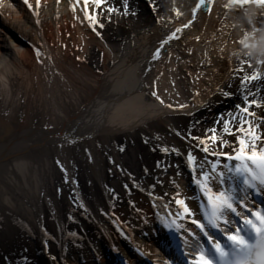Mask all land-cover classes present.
<instances>
[{
  "label": "bare ground",
  "instance_id": "obj_1",
  "mask_svg": "<svg viewBox=\"0 0 264 264\" xmlns=\"http://www.w3.org/2000/svg\"><path fill=\"white\" fill-rule=\"evenodd\" d=\"M30 3L33 4L32 9L23 0H4V6L0 7V97L9 105L19 101L18 90H13L16 80H25L33 67L39 65L42 69L41 60L49 61L46 67L56 69L64 77V73H68L67 67L73 70L77 66L74 61L72 64H65L66 66L61 63L62 58L71 52L68 50L69 46L80 42L84 48L100 39L98 31L85 18L83 0L79 4L76 0H41L39 6L36 5V0H30ZM108 6L118 11H108ZM87 11L98 13L103 24L114 20L124 25L127 19L134 18L142 21L149 18V21L131 32V37L118 53L108 48L103 40L105 37L102 38L99 46L101 50L108 52L104 55L105 59L110 63L114 61L110 71L102 76L94 73L90 78L76 68L83 82L90 81L93 84L92 87L89 85V89L94 94L79 114L70 116L63 122L61 129H55L48 123L47 129H43L41 126L28 127L27 124L19 126L15 119L10 120L11 125L4 120L0 121V208L5 209L0 211V225L4 221L12 223L15 219L27 220L24 221L25 224L34 222L36 231L39 232V220L43 224L45 219L41 197L45 195L46 188L44 189L43 181H40V168L32 165L31 157L39 160L38 155L43 154L45 145H51L57 139L59 143L66 137L71 143L85 142L87 138L97 142L102 135L131 132L153 120L169 116V120H162L168 130L164 132L167 138L158 140L156 146L168 158L160 159L162 164L173 157L181 162L179 175L176 174V167L166 166V173H157L164 184L152 183V186L156 185L153 188L148 182H141L142 178L137 182L133 179L132 191L127 192L132 195L131 192L135 190L136 194L132 196L136 197V201L132 196L127 201L131 200L133 207L135 205L132 213L139 212L136 213V219L144 224L141 225L145 227L144 230L133 232L122 218L124 213L111 210L108 213L110 217H115L112 220L116 224L108 223V226L122 235H127L131 230L129 237L123 243L124 239L121 240L120 235L103 229L108 237L105 236L107 239L104 244L97 248L91 245L83 253L76 252L77 258L72 260L77 261V264H125V261L127 264H165L169 260L182 262L184 258L180 250V235L170 231L166 225L175 221V224L190 227L193 231L197 229L191 225L190 219L176 217L177 206L172 197L185 199L197 219L201 218L206 204L200 190L192 183V174L186 164L188 153H192L197 161L204 156L200 145L192 141L191 137H200L201 133L206 134L207 131L210 135H204L201 139L210 137L213 133L209 129L212 128L216 129L218 137L224 135L219 122L230 118L236 112L235 105L241 103L243 90L239 87L240 80L235 81L231 73L237 72L242 63H245L244 74L260 71L264 75V65L255 59L259 57L256 46L264 38V11L256 5L238 7L232 0H212L207 8L200 5V0H127V7L123 0H106L101 9H96L90 0ZM36 12H39L40 23H36ZM177 12L180 14L177 15ZM189 23L190 26L185 28L184 25ZM177 28L182 29L176 33L178 39L173 38L164 44L163 41ZM241 40L253 47L245 48L240 43ZM65 47L67 51L63 52ZM37 49L41 55L37 54ZM157 50L160 51L159 57L155 56ZM249 51L253 52L252 56L246 54ZM54 54L60 58L64 56L57 62L53 58ZM249 64L252 65L251 68ZM81 66L86 65L81 62ZM42 76L38 79L45 82L46 77ZM251 84L253 92H257V88L261 89L256 96L259 100L264 96V81H252ZM72 87L70 89L73 91L74 86ZM154 90L164 101L163 104L150 94ZM225 92L233 95H223ZM39 100L37 97L34 99L35 102ZM169 104L172 108L167 107ZM179 105L185 107L181 109ZM221 107L228 112L232 110L233 113L223 117L222 113H218ZM21 108L24 109L23 105ZM254 110L257 115H261V109ZM61 112L59 107V113ZM178 119H182V122ZM220 129L222 131L219 135ZM154 138H158L157 135ZM223 138L228 140L227 136ZM231 139L234 140L232 136ZM208 146L211 151L218 144L209 142ZM165 148L169 150L167 154ZM173 149L178 150L181 155L176 156ZM223 150L230 151L227 147ZM143 173L148 174L147 171ZM146 177L148 176L144 179ZM105 179L101 178V182H105ZM171 179L175 189L167 183ZM161 196L163 199H158ZM255 199V207H260L261 198L257 196ZM11 206H15L14 213ZM24 213L29 216L26 217ZM53 215V221L61 222L57 227V239L61 241L54 246L59 253L67 255L68 248L65 244L68 240L64 233L67 224L56 210ZM175 224L172 225L173 228ZM78 229L79 225L77 229L73 228L74 231ZM45 237L47 233L41 234L40 239L44 241ZM189 251L190 255H194V252ZM32 254L36 257L35 251ZM32 264L39 263L34 260Z\"/></svg>",
  "mask_w": 264,
  "mask_h": 264
},
{
  "label": "rangeland",
  "instance_id": "obj_2",
  "mask_svg": "<svg viewBox=\"0 0 264 264\" xmlns=\"http://www.w3.org/2000/svg\"><path fill=\"white\" fill-rule=\"evenodd\" d=\"M120 19L122 20V18ZM139 20L136 18L127 19L124 25L114 20L107 21L104 24L105 27L94 29L98 31L100 38L95 44L91 43L83 48L84 45L76 40L77 45L72 43V47L69 46L68 48L72 53L70 52L66 57L62 55L63 58L61 56L63 60L61 63L66 66L65 64L68 63L69 65L74 61L77 64L76 68L82 70L90 78L95 74L102 76V74L110 71L114 61L110 63L108 59H105L104 55L108 52L101 50L99 42H102V38L105 37L106 39L103 40L108 44L106 46L118 53L123 48L125 41L131 37V32L140 29L149 21V18L145 21L140 20L139 22ZM13 26L15 25L13 24ZM24 34H22L23 37ZM64 51H67L66 47ZM53 58L57 62L61 60L56 54L53 55ZM255 59L259 61L260 57ZM41 62L43 64L42 69L39 65L33 67L31 73L26 79L24 78L25 80L18 76L20 79L16 80L13 88L14 92L18 90L16 91L19 97L18 103L14 102L9 105L5 99L0 97L1 122L4 120L5 123L11 125L10 120L15 119L20 124L19 126L27 124L28 127L41 126L43 129H47L48 123L55 129H61L64 121H67L70 116L79 114L84 104L89 102L94 94L93 91H90L89 85L92 87L93 84L90 81L83 82L76 68L71 70L67 67L68 73H64L63 77L56 69L46 67L49 61L41 60ZM81 62L86 66H81ZM241 67L245 68V63H242ZM40 75L46 77L45 82L39 81ZM231 75L235 81H239L240 79L237 77H242L244 73L232 72ZM72 86H74L73 91L70 89V87L73 88ZM36 97L38 100L40 99L38 102L34 101ZM22 105L23 110H21ZM59 107L62 109L61 113H59ZM231 112L232 110L228 112L223 107L218 111V113L223 114V117L226 114L231 115L233 113ZM162 120H169V116ZM162 120H153L131 132L121 131L107 136L102 135L97 142L87 138L85 142L71 143L70 139L69 141L66 140L68 138L66 137L58 143V139H53L55 142L44 146L43 154L38 155L39 160L32 156V165L36 168L39 166L40 181H43L44 189L46 188L45 195L41 197L45 219L43 224L39 220V232L36 231L34 222L33 224L28 222L25 224L24 221L27 220L16 221L14 217L15 220L12 223L4 221L1 224L0 264H32L34 260L39 264H77V261L72 260L77 258L76 252L83 253L89 250L88 247L91 245V247L97 248L104 244L108 237L103 229L118 233L108 226V223L109 225L116 224V221L112 220L115 217H110L111 210L115 213H124L122 218L133 232L139 231L138 229L143 231L145 227L141 225L144 226V224H140L141 222L136 219L138 216L136 213L139 212L133 214L132 210L135 205L133 207L131 200L127 201L128 197L131 198L132 195L136 194L135 190L131 192L132 195L127 194V192L132 191L130 189L134 186L132 180L137 182L141 181L140 178H142L141 182H148L151 186L152 183L164 184L165 182L161 181L162 178L157 176V173H166V166L170 168L176 165L181 166V162L177 161L175 157L163 164L160 162V159H168L160 151V147L156 146L158 140L167 138L164 132L168 130L165 127L166 123H163ZM178 121L181 123L182 119H178ZM221 131L222 129L219 130V135ZM205 133H201L200 138L204 135H210L208 131ZM156 135L158 138H154ZM227 138L231 143L235 142L231 136H227ZM158 162L159 166H157ZM144 171L150 175H145ZM145 176L148 177L144 179ZM101 178H106L105 182H101ZM167 183H170L169 187L175 189L172 179L171 182ZM1 196L2 194H0V198ZM132 198L136 201L135 196ZM14 208L15 206L12 207V210L10 209L13 213L15 212ZM4 210V208H0L1 212ZM55 210L60 218L64 217V223L67 224L64 232L68 240L65 244L68 248L67 255L59 253L60 251H57L55 247L61 241L57 239L59 237L57 236L59 233L57 227L61 222L56 221V223L55 220H52L55 216L53 215ZM24 214L26 217L29 216L27 213ZM78 225L79 229L74 231L73 228L77 229ZM42 232L45 235L47 233L44 241L40 239ZM129 232L127 235L117 234V236L120 235L121 240L124 239V243L127 236L129 237ZM146 244L149 245V242ZM32 251H35L36 257Z\"/></svg>",
  "mask_w": 264,
  "mask_h": 264
},
{
  "label": "snow or ice",
  "instance_id": "obj_3",
  "mask_svg": "<svg viewBox=\"0 0 264 264\" xmlns=\"http://www.w3.org/2000/svg\"><path fill=\"white\" fill-rule=\"evenodd\" d=\"M76 2L79 4L80 0ZM105 2L106 0H91L96 9H101ZM211 2L212 0L207 2L200 0V5L207 8ZM23 3L29 9L33 8L30 0H23ZM40 3L41 0H36L37 6ZM89 3L90 0H83L82 10L85 11V18L93 29L103 28L104 24L100 22L98 13L87 11ZM123 3L127 7V0H123ZM232 3L241 8L244 5H256L264 11V0H232ZM3 6L4 0H0V7ZM108 11L118 9L108 6ZM179 14L177 12V15ZM35 15L36 23H40L39 12ZM189 26L190 23L184 25L185 28ZM181 31L182 29L177 28L163 43L167 44L173 38L178 39L176 33ZM254 31L257 30L254 28ZM240 43L245 48L253 47L245 40H241ZM256 51L260 57L259 63L264 65V38L256 46ZM37 54H42L39 49ZM246 54L252 56L253 52L249 51ZM159 55L160 51L157 50L155 56ZM249 67L252 65L249 64ZM236 71L239 73L244 69L241 67ZM237 78L240 79L239 87L243 90L241 103L235 105L236 112L230 118H224L219 122L224 135L232 136L235 143H230L223 136L218 137L215 128L209 129L213 133L210 137L204 139L191 137L192 141L200 145V151L204 156L202 160L197 161L192 153H188L186 164L192 174V183L200 190L206 202L205 211L201 218L197 219L185 199L172 197L177 206L176 217L190 219L191 225H194L197 231L175 224V221L166 225L170 231L180 235V250L184 259L182 262L169 260L165 264H264V96L257 100V92L261 89L257 88V92L251 90L253 86L251 82L264 81V75L260 71H253L250 75L245 73ZM150 94L160 103H164L157 91L154 90ZM167 107L172 108V105L169 104ZM179 107L182 109L185 105ZM254 109H261V115H257ZM209 142L218 144V147L210 151ZM226 147L230 151L225 152L223 149ZM164 151L166 154L169 152L167 148ZM172 151L176 156L181 155L176 149ZM233 161L235 163H232ZM175 167L176 174L179 175V165ZM257 196L261 198L260 207H255ZM158 199H163V196ZM189 250L194 252V255H190Z\"/></svg>",
  "mask_w": 264,
  "mask_h": 264
}]
</instances>
